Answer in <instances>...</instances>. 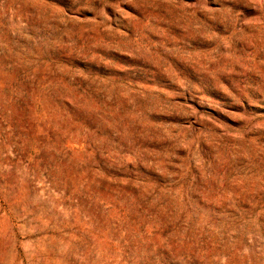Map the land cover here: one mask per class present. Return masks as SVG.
<instances>
[{
  "label": "rangeland",
  "instance_id": "obj_1",
  "mask_svg": "<svg viewBox=\"0 0 264 264\" xmlns=\"http://www.w3.org/2000/svg\"><path fill=\"white\" fill-rule=\"evenodd\" d=\"M0 264H264V0H0Z\"/></svg>",
  "mask_w": 264,
  "mask_h": 264
}]
</instances>
